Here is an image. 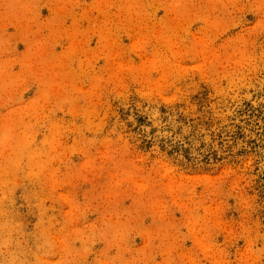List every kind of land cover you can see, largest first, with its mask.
<instances>
[{"label":"rangeland","instance_id":"obj_1","mask_svg":"<svg viewBox=\"0 0 264 264\" xmlns=\"http://www.w3.org/2000/svg\"><path fill=\"white\" fill-rule=\"evenodd\" d=\"M0 264H264V0H0Z\"/></svg>","mask_w":264,"mask_h":264}]
</instances>
